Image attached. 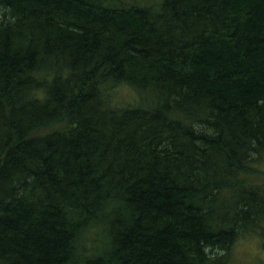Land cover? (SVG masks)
<instances>
[{
	"label": "trees",
	"instance_id": "obj_1",
	"mask_svg": "<svg viewBox=\"0 0 264 264\" xmlns=\"http://www.w3.org/2000/svg\"><path fill=\"white\" fill-rule=\"evenodd\" d=\"M0 8V264H226L259 231L264 0Z\"/></svg>",
	"mask_w": 264,
	"mask_h": 264
},
{
	"label": "rangeland",
	"instance_id": "obj_2",
	"mask_svg": "<svg viewBox=\"0 0 264 264\" xmlns=\"http://www.w3.org/2000/svg\"><path fill=\"white\" fill-rule=\"evenodd\" d=\"M4 10L0 8V17L3 15ZM128 88H122L125 97H128ZM121 102L128 101L127 99H118ZM226 264H264V247L263 242L258 241L252 234H247L240 237L230 255L223 257Z\"/></svg>",
	"mask_w": 264,
	"mask_h": 264
},
{
	"label": "flooded vegetation",
	"instance_id": "obj_3",
	"mask_svg": "<svg viewBox=\"0 0 264 264\" xmlns=\"http://www.w3.org/2000/svg\"><path fill=\"white\" fill-rule=\"evenodd\" d=\"M264 159V157H263ZM261 167H262V173L260 174L262 178V183H264V161L261 162ZM259 231L252 233V235L258 240L263 242V247H264V219L262 217V220L259 222Z\"/></svg>",
	"mask_w": 264,
	"mask_h": 264
}]
</instances>
